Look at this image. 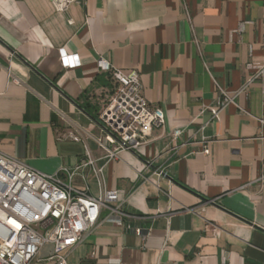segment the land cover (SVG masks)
Returning a JSON list of instances; mask_svg holds the SVG:
<instances>
[{"label":"crops","instance_id":"1","mask_svg":"<svg viewBox=\"0 0 264 264\" xmlns=\"http://www.w3.org/2000/svg\"><path fill=\"white\" fill-rule=\"evenodd\" d=\"M263 44L264 0H83L67 12L0 0V150L54 174L86 160L87 144L104 186L142 216V236L102 222L69 264H264V79L219 119L212 110L218 86L236 92L264 63ZM61 49L81 65L64 67ZM99 60L138 70L149 104L166 113L145 147L113 159L97 139L118 84ZM204 138L214 140L208 156ZM75 185L100 193L90 167ZM52 254L46 244L40 264H58Z\"/></svg>","mask_w":264,"mask_h":264},{"label":"built area","instance_id":"2","mask_svg":"<svg viewBox=\"0 0 264 264\" xmlns=\"http://www.w3.org/2000/svg\"><path fill=\"white\" fill-rule=\"evenodd\" d=\"M51 2L57 10L67 12L72 4L83 0ZM60 53L64 67L81 65L78 54H68L64 49ZM98 67L112 72L118 84L100 114L102 136L97 139L106 151L105 157L113 159L122 151H138L145 147L150 142L152 129L165 126L166 113L163 108L149 104L138 70L125 71L105 60H99ZM249 67L253 74L238 91L229 92L218 86L220 98L212 108L213 119H219L229 105H236V96L247 92L250 84L264 79V63ZM172 134L177 139L182 131L175 129ZM70 138L81 141V137L72 133ZM213 142V139L204 138L199 153L210 155ZM85 148L86 160L72 169L62 167L54 174L37 170L0 150V264H40L39 254L46 244L53 246L50 259L58 264H69L67 252L102 222L138 236L144 234L142 227L134 225L142 216L126 211L119 192L104 186L103 167L97 165L87 144ZM87 167L95 172L100 185L97 196L89 193L88 186L75 185L78 172ZM156 173L158 177L165 176L163 169ZM104 211L107 215L101 219Z\"/></svg>","mask_w":264,"mask_h":264}]
</instances>
